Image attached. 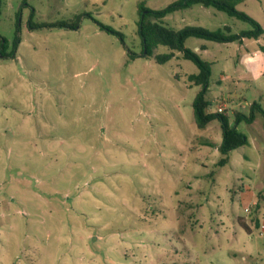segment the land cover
I'll use <instances>...</instances> for the list:
<instances>
[{"label": "rangeland", "instance_id": "obj_1", "mask_svg": "<svg viewBox=\"0 0 264 264\" xmlns=\"http://www.w3.org/2000/svg\"><path fill=\"white\" fill-rule=\"evenodd\" d=\"M175 1L0 0V264H264L252 217L264 223L263 116L236 125L248 143L220 166L219 122L194 118L197 66L142 52L139 4ZM200 7L166 19L251 29ZM237 9L264 29V0ZM204 42L203 60L233 49L194 37L186 47ZM224 65H211L208 110L226 99L235 125L253 103L264 109V77Z\"/></svg>", "mask_w": 264, "mask_h": 264}, {"label": "trees", "instance_id": "obj_2", "mask_svg": "<svg viewBox=\"0 0 264 264\" xmlns=\"http://www.w3.org/2000/svg\"><path fill=\"white\" fill-rule=\"evenodd\" d=\"M245 0H177L164 9L153 10L145 7L144 3L139 4L138 13V34L141 38L142 52L147 57H154L158 64H164L174 58L176 52L182 53L184 59L192 61L198 68L197 73L189 74L187 80L200 87L193 101L194 118L198 128L205 129L209 123L217 120L221 127L222 141L218 150L224 156L219 161V165H225L229 160V153L242 147L248 143L245 134L237 130V124L240 122L252 123L256 114H261L264 118V109L258 104L251 105V112L246 116L240 112L235 115V125L230 123L229 117L217 112H209L210 100L208 99L209 81L211 77V63L203 60L196 52L186 47L188 38H201L217 43H228L240 40L241 38L258 39L264 34L263 27L246 13L239 11L237 5ZM194 5H202L205 7H214L215 9L227 13L231 17L250 24L251 29L242 31L239 34L231 33L228 27H223L214 31L208 30L200 26H186L182 29H174L164 23V18L176 11L192 7ZM78 18L71 23L62 22L53 26H61L68 28H76L78 26ZM102 29L113 32L109 28ZM5 39L0 35V47L5 48ZM19 39L14 41V49L18 45ZM166 46L168 53L158 54L154 56V50L158 46ZM258 208V206H255ZM254 210V209H253ZM254 216L255 225L261 226V221L256 214ZM238 223L246 232H251L250 226L241 218Z\"/></svg>", "mask_w": 264, "mask_h": 264}, {"label": "crops", "instance_id": "obj_3", "mask_svg": "<svg viewBox=\"0 0 264 264\" xmlns=\"http://www.w3.org/2000/svg\"><path fill=\"white\" fill-rule=\"evenodd\" d=\"M200 10H204V15L209 16V18H217L218 13L216 11H211L209 7H205L200 5ZM191 8V7H189ZM186 8V9H189ZM185 10V9H184ZM217 10V9H216ZM201 16L194 15L192 19L186 18L184 15H180L179 17L170 16L166 19H164V23L174 29H182L186 26H200L204 27L208 30L214 31L223 27H228L231 30V33L233 34H239L244 30H241L238 28H234L230 24H222L221 26H218L219 28L216 29H210L208 26H203L201 24ZM210 27V26H209ZM251 41V42H250ZM227 46V48H230L232 46V50H228L227 54L221 56L220 58H214V59H207L206 61L210 62L212 66H215L216 64L223 63L225 64V67L233 66L236 68L237 66L243 65L247 67L248 69V76L253 80H260L262 77H264V34L258 38V39H249L247 41V38H241L240 40L233 41L231 43H221ZM207 43H202L200 46L195 45L193 48V51L196 53H202L206 54L208 52ZM249 50V48H251ZM188 48V47H187ZM231 51V52H230ZM181 56L179 53H175L174 57Z\"/></svg>", "mask_w": 264, "mask_h": 264}, {"label": "built area", "instance_id": "obj_4", "mask_svg": "<svg viewBox=\"0 0 264 264\" xmlns=\"http://www.w3.org/2000/svg\"><path fill=\"white\" fill-rule=\"evenodd\" d=\"M228 102L223 99L219 105H217V113L224 114ZM260 235L264 236V223L260 226Z\"/></svg>", "mask_w": 264, "mask_h": 264}]
</instances>
